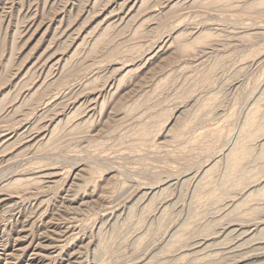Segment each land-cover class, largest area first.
<instances>
[{
	"label": "rangeland",
	"instance_id": "374dc122",
	"mask_svg": "<svg viewBox=\"0 0 264 264\" xmlns=\"http://www.w3.org/2000/svg\"><path fill=\"white\" fill-rule=\"evenodd\" d=\"M0 264H264V0H0Z\"/></svg>",
	"mask_w": 264,
	"mask_h": 264
},
{
	"label": "bare ground",
	"instance_id": "6f19581e",
	"mask_svg": "<svg viewBox=\"0 0 264 264\" xmlns=\"http://www.w3.org/2000/svg\"><path fill=\"white\" fill-rule=\"evenodd\" d=\"M194 3V2H193ZM160 11V10H159ZM73 43V42H72ZM72 220V219H71ZM35 225V224H34ZM41 225V224H40ZM37 228V227H36ZM36 231V230H35ZM54 231V230H53ZM58 233V232H57ZM59 236V235H58ZM50 237V236H49ZM57 239H58V237H57ZM2 249V248H1ZM2 252V251H1ZM7 255V254H6ZM2 256V255H1ZM10 257V256H9ZM2 258V257H1ZM6 258V257H5ZM7 258H8V256H7ZM13 260H15V259H13ZM11 261V260H10ZM8 262V261H7ZM6 263V262H5Z\"/></svg>",
	"mask_w": 264,
	"mask_h": 264
}]
</instances>
